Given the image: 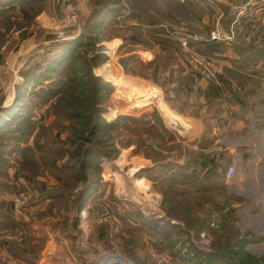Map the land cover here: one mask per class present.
Returning <instances> with one entry per match:
<instances>
[{"label":"rangeland","instance_id":"1","mask_svg":"<svg viewBox=\"0 0 264 264\" xmlns=\"http://www.w3.org/2000/svg\"><path fill=\"white\" fill-rule=\"evenodd\" d=\"M55 1L56 0H44L38 3V7L42 9L40 15H45H42L44 16V19L41 16L40 19L43 20L45 25H48L50 22L51 24L49 25L51 28L59 27L64 23V20H66L69 27L61 28L67 30V35H70L71 32H74L75 35L77 33L78 35L86 26L85 19L88 17L91 10V0H60L64 2L66 8L63 10L62 14L59 15H56L55 12L57 3ZM198 1L199 2L188 3L196 10L205 11L204 14H198V12L192 13L195 17L193 23L175 18V24H179L178 27L171 25L164 18H161L160 13L156 11L157 9L166 10L167 5L165 2L155 0L153 2L137 3L135 4V11H131L133 7H131L130 2H123L126 12L122 16L116 18L117 21L112 24L108 31H92L96 36V46L101 47L102 52L105 55L102 61H92L93 55L98 51H95V45H88L80 48L83 52L80 56L82 64L81 62H79V64L84 67L83 73H85V75H80L83 79V83L79 87L81 90L80 94H82L81 97L84 98L85 94L89 96L90 100L88 106L99 107L98 111L103 120L114 123V125L107 132L97 134L102 135V138L108 137L109 141H106L105 145H102L100 142L95 146L94 155L91 157V163L88 164L87 167V172L94 178V192L90 193L94 199L89 205L93 211L89 212L85 219L80 218V221L75 227H72L68 220L69 227L65 229V231L68 230L66 232L73 235V237L69 239L66 238L67 243L62 245H64L63 248L66 251L71 253L75 260V264H84L83 254L85 251H93L95 254L119 253L129 258L125 251V239L130 235L137 237L138 234L141 236L140 239H137V245L140 249L136 254V257L139 260L138 262H144L145 264H184L188 261L189 263L186 262L188 264H203L196 261L199 258V255H191L188 247H184L183 250H177V252L176 249L171 251V249L163 243L141 246L142 244L140 243H143L145 237L152 236L146 232L147 226H142V231L138 234L126 231L128 226H132L133 224H130L127 220L128 225L126 226L123 224L121 216L123 213L122 211H119L123 207H136L145 217L148 218L150 221L149 223L156 220L157 223L162 224V222H160L162 219H164L162 221L170 219L176 220L185 228V230H190L185 232L176 224L179 230L184 235H187V238L192 241L193 245L196 248L205 251H210L214 244L221 245L223 248V244H228L227 241L231 243L234 240L233 237L238 234L240 237L247 233H252L255 236H261V234H264V215L256 214L251 218L248 216L241 217L242 210H239L234 216H228L221 211L218 212V210L215 211L217 208L212 205H214V202L218 203L222 201L221 199L223 198L217 197L215 199L210 193L203 196H195V193H191L190 191L187 195L184 193L183 197L180 195L178 197L177 195L176 199L179 205L176 208L173 200H171V195L173 192H178L179 190L180 192L184 189L188 190V187L177 184L175 181H172L171 178H165L164 174L166 172H162L163 169L160 168L164 164H170L175 171L180 168L185 174L191 175L193 173L194 175L197 167L195 159L196 148H194V145L198 142H195L194 140H201L203 133L213 135L214 132V135H217L220 133H226L227 131H222L221 116L224 115L223 111L225 112V110L227 111V109H229V106L223 107V105H221L220 107H215L213 105H202L197 99L198 93L193 90L194 86H197L196 82L190 80L189 77L185 78V76L187 77L188 74H193L194 76H190L194 79L196 78L195 76H198L199 78H213L220 70H222L223 74L226 73L229 76L225 69L231 67L223 65L216 56L207 54V52H204L199 47L196 50L194 46H198V44L206 41H215L224 44V46L234 47L232 45V33L235 21L230 25L229 31H227L223 27L222 20L225 19L229 13H233L235 16L238 15L239 10L243 11L246 6L244 3L240 7L235 6L233 8L224 1H221L222 3L218 1L215 2V0ZM245 2H249V0ZM58 3L60 4V2ZM259 3L261 4L260 6L264 5V2ZM180 4L184 5L185 3L180 2ZM35 7L37 6L34 5L32 7H27V13L30 15ZM171 7H173V5H171ZM21 8L23 7L18 6L12 9L10 13H13L10 15L8 14V17L5 14L0 15V56L3 60L5 56L13 51V49L15 50L17 48L19 31L29 30L36 35L33 27L19 29L24 22L23 20H25L23 17H20L23 15ZM142 8H144V11L139 12L138 9ZM180 8L181 10H184L182 7ZM132 12H137L140 15L131 16ZM70 16L71 18L69 19ZM138 17H141V19H138ZM36 22L39 27L43 25L39 20ZM162 25L170 28L172 30L170 32L172 33L166 31L160 32V30H158L159 32L157 31V34H154L156 32L149 31L148 29H158ZM217 31L220 33V38L209 40L210 32L217 33ZM43 33L44 32H42L40 36L43 35ZM180 33L183 34V36L179 35ZM193 35L204 39L198 42L194 40V37H192ZM228 37L230 38L228 39ZM39 39L40 38H37L35 40ZM116 42V47L111 51L110 46ZM169 52H171V54ZM47 56L49 55L42 57V55L38 53L29 58V60L32 59L34 64L38 63L40 60L42 63H39V66L35 64V67L42 68ZM204 66H206L207 69L204 68ZM2 67L0 61V85L1 83L9 82L14 78L16 81L15 83L13 82V89L11 87L12 82L7 83L4 88L0 89V107L12 105L16 101V86L20 87L19 81L23 80L20 75L23 68L18 75L14 76V74H11L9 76L8 73L3 71ZM98 69L99 71H102L103 76L100 72L97 73ZM75 71L77 70H70L69 73L74 76ZM230 75L233 77L232 74ZM17 76L21 79L18 80ZM89 76L93 79L91 80ZM103 77H105L107 86L103 83ZM106 77H112V82L110 83L106 81ZM249 78L254 80L252 81L254 83L250 82L251 80L248 81L249 83L247 85L252 91L249 92L247 97L252 101L253 108L260 111L259 107L262 102L259 98L264 93V77L261 79L254 76ZM131 85H138L143 87V89L150 86L152 89L151 92L153 89L154 91L152 94H143ZM95 86H98L99 89L97 90ZM7 87H11V91H14L15 98L5 96V94L2 93L3 90H5L6 93ZM29 87L26 90L22 89L20 91V96H24V98L22 101H18V103L22 102L21 104L25 105V109L24 106H22V110L31 113L28 130L26 125H22L24 133L25 131L30 132L24 141L26 140V143L29 146L34 145V136L38 130L39 124H41L40 126H43V128H52L51 135L53 141L57 142L55 147H53V151L48 152L50 154L46 156L51 159L55 158L53 163H55L60 169H62V166L66 167L69 164H71V167L77 168V157H74L72 154L74 146H69L64 143H59L60 146L57 144L58 141L66 142L67 138H69L70 132H68V128H82L83 131L86 132L89 129L91 119L84 118L83 122H81V117L69 118L59 114V112L64 111L65 113L71 112L72 114H86L84 111L87 109H84L82 102H79L73 109L69 110L65 107L58 106L57 104V106H51V103L48 102L41 103V93L38 88L34 85ZM190 87L191 92L188 89ZM12 98H14V101L11 103ZM19 110L21 111V108H19ZM214 114L217 115V117L220 115V117H209ZM118 115H128L136 118H139L142 115H149V122L141 121L140 123L142 124H136L134 121L120 118ZM22 116H24V113H22L21 117ZM187 119L190 122L183 121ZM18 120L19 119H17V121ZM17 121L10 124L11 129L8 130L9 132L0 134L1 146L12 148L15 145L16 140L13 134H18V131H13L17 126ZM200 126L202 130L199 134V138L196 139V135L200 131ZM182 128H191L192 131L188 135H183V133H181V130H183ZM84 132L77 138L75 137L74 144L79 143L80 139L83 140L82 144H84L85 137L88 136V133ZM41 134L43 136L40 138L41 140H44V137L47 136L43 134V131ZM247 138L246 143L250 144V140ZM253 138L254 141H256V134L253 135ZM261 138L262 136H260V141ZM220 144L224 145L223 141H221ZM256 146L258 147V144ZM64 150L68 151L64 152ZM258 151L261 150L258 149ZM8 157V164L15 163L13 165H16L20 178L13 180L7 179L6 168L8 167V164L4 173L1 175H3L2 177L13 187V190L8 191L7 193L10 195L12 216L15 218V222L20 225L23 222V218L37 219L39 217V209L35 210V207L32 204L36 197L34 194L30 195L24 205L23 203H17V197L15 196H17L20 191H25L23 184L31 192L40 189L37 187L38 184L32 180L31 177L25 173L21 174L19 172L17 163L18 155L12 153ZM228 165V162H224L223 165H221V170L225 168L223 172L224 175ZM105 168H107V170ZM42 173V175L57 180L59 185H63L60 187L53 186V188L56 187L68 192H74L82 185L80 181H74V179H71L72 177H69L68 172L59 171V173H56L55 171H49L46 168ZM119 174L123 175L120 177V180L117 177ZM257 176H259V173H257ZM136 177H142L144 179L148 186L146 190H142L134 185L133 180ZM232 178L233 176L231 179ZM28 179H31L34 184ZM261 184L258 183L257 188H255L256 192H250V194H253L255 197L260 196ZM188 186L192 185L188 184ZM122 190L124 192H122ZM261 193L263 195V192ZM155 197L158 198H156V202L152 200V198L154 199ZM113 198L127 202L125 205L116 204L120 214L116 211L117 208H112V205L110 204V201H112ZM257 198L256 200L250 199V201L258 202L260 199ZM166 201L168 206H165ZM196 201L201 202V206L210 207V210H200L203 207L194 205ZM186 202L188 203V210H184ZM101 203L114 209L113 211L116 212L115 214L118 218L114 220L111 214L99 215L98 210L100 208L99 204ZM222 203L226 206L224 199ZM27 207L33 208V211L28 213L26 210L28 209ZM253 208L251 206L250 209L253 210ZM155 212L159 213V215H154ZM214 213H218V216L213 215ZM71 216L72 213H69L66 217L71 218ZM62 218L63 217H61V220ZM65 218H63L62 222ZM183 218L189 220L192 227L188 226ZM196 218H198V220H204L203 218H206L205 224L207 223V225L205 227L203 226V228L201 225L199 226L200 228H193L198 225ZM214 218H219L220 222L218 227L213 229L209 223ZM86 219L94 229L100 227V225L104 226L108 231L107 234L103 236L102 239H97V237L94 236L95 230L93 229L92 232V228L90 229V227H87L88 223ZM129 220L132 219L129 218ZM226 220L229 222L228 230L225 229V231H223L222 225L224 221L227 222ZM44 221L45 220L42 219L43 223ZM116 221H118V224L112 227L113 223ZM248 228L250 231L247 230ZM200 231L205 232L209 238V245L206 249H202L196 244ZM215 236L219 237V241L215 240ZM182 237L178 235L174 236V238L179 239ZM187 248L188 252L185 251ZM249 248L252 254L258 256L264 251V245L261 244L249 245ZM155 254L160 255L163 261H158ZM238 256L236 263L249 264V261L243 258V253ZM129 259L134 260L132 258ZM191 259L194 260L190 261ZM257 262H259L258 264L261 263L260 260ZM5 263L8 264L7 262ZM250 263L254 264L253 262Z\"/></svg>","mask_w":264,"mask_h":264},{"label":"trees","instance_id":"2","mask_svg":"<svg viewBox=\"0 0 264 264\" xmlns=\"http://www.w3.org/2000/svg\"><path fill=\"white\" fill-rule=\"evenodd\" d=\"M44 1V0H0V15L5 14L7 17L12 14L10 11L14 9L15 7H20L21 12H23L20 17L25 20H23V24L19 29H22L24 27H33V29L36 32V37L39 38L40 34L43 32L42 28L37 26L36 17L42 13V9L38 7V3ZM155 0H91V10L85 19L86 26L80 31V33L74 37V38H67L60 41H54L46 47L43 52L41 53L42 57L47 56V59L45 60L42 68H36L34 66L33 60L30 59L24 66V68L21 70L20 75L23 78L22 82L20 83V87L16 86V95L17 99L16 101L9 106H2L0 107V134L4 132H9L11 126L10 124H13L17 119H19L16 123L17 126L14 129L13 132H17L18 134H13L15 137V145L12 148H6L4 146L0 145V195L12 191L13 187L9 184L8 181H6L1 175L4 173L5 168L8 164V159L12 153H16L18 155V169L21 174L25 173L29 177H31L32 180H34L36 183H39V177L42 176V172L44 169L47 168L49 171H55L56 173L60 172H68L69 177L71 179H74V181H80L81 186L77 189V191L74 192H68L66 190H61L60 188L52 187L50 188L46 194L45 198L48 199L49 205H51L54 208V211L57 216V221L53 224L52 229L57 230L61 234L64 235L65 238L69 239L72 238L73 235L67 233L65 229L69 227L68 220L71 223L72 227L77 226L79 221V213L81 208L84 205V202L87 201L88 197L90 196L91 192H94L93 189V177L87 172L88 164L91 163V157L94 155V149L95 146L98 145V143L101 142L102 145H105L106 141L108 140V137L102 138V135H97L98 133L107 132L109 129H111L114 125V123L106 122L101 117V114L98 111V108L96 106L91 107L89 105V96L85 94V97L82 98L80 94L81 90L79 89L80 85L83 83L82 76L85 75L83 73L84 67L81 65V54L83 51H81L83 46H94L95 45V51L96 54L93 55L92 61L97 60L98 62H101L102 59L105 57L104 53L102 52L101 47H97L96 42V36L92 33V31H108L112 24L117 21L116 18L122 16L126 11L124 9L123 2H130L132 10L135 11V4L141 3V2H153ZM159 2H165L167 5V9H157L156 11L160 13L161 18H164L168 23L171 25L178 27L179 24H175V18L182 19L185 21L194 22L195 17L192 15L194 12H198V14H204L205 11L203 10H196L194 7H191L188 2H199L198 0H157ZM246 0H232L230 2H235L236 5H241V3H244ZM134 2V3H133ZM180 2H184L185 4L182 5ZM202 2V1H200ZM37 6L32 10V13L29 15L27 13L26 8ZM173 5V7H171ZM184 10H181V8ZM139 12L144 11V8L138 9ZM182 11V12H181ZM9 14V15H8ZM139 13L132 12L131 16H137ZM140 15V14H139ZM111 17V18H109ZM20 18V19H21ZM138 19H141V17H138ZM235 21V15L233 13H229L225 19L222 20L223 27L229 31L230 25ZM183 36V34H179ZM42 36V35H41ZM116 43L112 44L111 51L116 47ZM232 45L233 51L237 58L235 60H232V62L235 63L234 67L225 69V71L229 74V76L226 74V76L233 82V84L238 88H243V94L245 96L249 95V92L252 91L251 88L247 85L249 80H251L249 77H258L263 78L264 77V44L258 45L255 49L248 48V45L246 41L243 40L242 33L238 31L237 29L233 28L232 33ZM50 52V53H49ZM48 53V54H47ZM112 53V52H111ZM171 54V52H169ZM81 62V64H79ZM239 63V64H237ZM70 70H77L75 71L74 76L69 73ZM231 70V71H229ZM239 73H237V72ZM103 76L102 71H97ZM232 74L233 77L230 75ZM189 76H185V78H188ZM89 78L92 80L93 78L89 76ZM105 82V77H103ZM112 77H106V81L112 82ZM187 80V79H186ZM254 80H251L252 82ZM254 83V82H252ZM251 83V84H252ZM34 85L38 88L40 94V101L41 103H51L52 105H58L65 107L66 109H73L79 102H82L84 105V112L86 114H72L71 112L65 113L64 111H60L59 114L66 116V117H81V122H83L84 118H90V126L89 129L84 132L82 128H68V132H70L69 138H67L66 142L58 141L59 143L68 144L69 146H74V151L72 152L74 157H77V168L71 167V164L68 166H62V169H60L55 163H53V159L47 157L46 155L50 154L48 152L53 151V147H55L57 141H53L52 138V128H43V126H40L39 124L38 130L35 134L34 138V145L29 146L26 143L27 135L30 133L29 131L22 130V125L28 126L30 125V116L31 113L22 110V106L25 105L18 103V101H22L24 96H20V91L28 89L29 86ZM107 86V84H106ZM188 86V85H187ZM98 90L99 87L95 86ZM101 87V86H100ZM30 88V87H29ZM29 94V93H28ZM96 96V95H95ZM21 97V98H20ZM53 99V100H52ZM53 102H52V101ZM56 105V106H57ZM21 108V111L19 110ZM22 113H24V116L21 117ZM150 115V114H149ZM149 115H142L139 118L131 117L128 115H118L120 118L130 119L131 121H134L136 124H142L141 121H148ZM76 119V118H75ZM14 120V121H13ZM76 121V120H73ZM144 122V123H145ZM149 122V121H148ZM75 123V122H72ZM41 128V130H40ZM39 131V132H38ZM43 131V134L47 137H44V140H41V132ZM88 133V136L85 137V142L83 143V140L80 139L79 143L74 144L75 137L77 138L82 133ZM50 138V139H49ZM60 146V145H59ZM68 150H64L66 152ZM192 156V155H191ZM196 159V165L199 166V163L201 161V157L198 155H195ZM226 161H223V163ZM196 167V168H197ZM108 168V167H107ZM107 168H105L107 170ZM163 169L162 172H167L165 175L168 178H171L172 181H181L180 174H183L182 169H178L175 171V169H172V166L170 164H164L160 167ZM164 172V173H165ZM123 175L119 174L117 177L120 180V177ZM165 177V178H166ZM65 178V177H64ZM137 178V177H136ZM174 183V182H173ZM198 182L192 181L189 185L195 186ZM175 185V184H174ZM188 187V190L184 189L180 190L178 192H173L171 195V200L174 202V206L178 207V201L176 199V196L179 195L183 197V194L185 193H195V196L197 195H206L208 192H202L198 193L192 189L191 186H185ZM181 188V187H180ZM120 189V187H119ZM121 191V190H120ZM212 194L213 198H224V202L227 204L228 196L221 195V194ZM185 195V196H186ZM38 198L33 200V205L35 206L37 203L36 201ZM153 201H157V199H153ZM113 201V202H112ZM112 201L109 203L112 205V208L116 209V204H127V202L118 200L117 198H113ZM152 201V202H153ZM117 202V203H116ZM212 203V202H211ZM3 205V202L0 201V206ZM186 207L184 210H188L189 207L188 203L186 202ZM195 205V203H194ZM165 206H168V203L166 201ZM200 210L202 211H209L210 207H204L201 206ZM113 209V210H114ZM118 211V208L116 209ZM119 211H122L123 215V224L126 226L127 219H132L136 224H133L132 226L129 225L128 229L126 231L139 233L142 231V226H148L149 228L146 229L147 233L151 235L152 237H159L164 244L173 251V249L177 250H183L184 247H188L190 250L191 255H199V258L196 260L203 264H240L236 263V259L239 257L238 255L243 253L248 263L253 262L254 264H258L260 260V264H264V251L260 256L256 254H252L249 248V245H257L260 244L264 240V235H253L252 233H247L246 235H243L240 237V235H235L233 237V241L231 243L227 241L228 244H223V248L221 245L214 244L213 248L210 251L200 250L196 248L192 241L187 238V235H184L176 224L171 223H149V220L147 217H145L139 209L136 207L134 208H127L123 207ZM118 211V213H119ZM65 213V214H64ZM69 213H72L71 218H68L66 216L69 215ZM116 213V212H115ZM120 214V213H119ZM154 215H159V213H156ZM61 217L65 218L62 222ZM185 220V223L188 226H191V222L187 220L186 218H183ZM204 220H198L196 218V222L198 225L196 227H193L195 229L200 228L201 225L205 227L207 225L206 218H203ZM164 220V219H162ZM227 222H223V231L225 229L228 230V220ZM118 223L114 222V225L116 226ZM61 225V227H60ZM10 227V221L2 217L0 214V228H9ZM72 233V232H71ZM73 234V233H72ZM175 235L183 236L181 239L174 238ZM221 235V234H220ZM219 236V235H218ZM228 236V235H226ZM230 236V234H229ZM140 235L138 234L137 237L128 236L125 239V251L129 258H132L134 264H145L144 262H138V258L136 257L137 253L140 251L138 248V240L140 239ZM215 240L219 241V237L215 236ZM230 239V237H229ZM36 248H40L41 244L35 245ZM194 246V247H193ZM177 247V248H176ZM188 248L185 250L188 252ZM178 252V251H177ZM171 253V252H170ZM194 259H191L190 261H193ZM188 262V261H186ZM184 264H188V263Z\"/></svg>","mask_w":264,"mask_h":264},{"label":"crops","instance_id":"3","mask_svg":"<svg viewBox=\"0 0 264 264\" xmlns=\"http://www.w3.org/2000/svg\"><path fill=\"white\" fill-rule=\"evenodd\" d=\"M216 1H224L233 8L235 6L240 7L245 3L246 7L243 10L244 12L239 10L238 15L235 16L234 29L242 33L243 40L246 41L248 48L255 49L258 45L264 44V5L260 6L261 4L259 3L264 2V0H249V2L241 3V5H236L235 2H230L229 0H215V2ZM55 2H57L55 7L56 15L62 14L63 10L66 8L64 2L60 0H56ZM58 2H60V4ZM42 15L39 14L36 18V21L39 20V22L43 24L41 28L44 33L39 37V40H35L37 37L33 32L21 30L18 33L17 48L15 50L13 49L11 53L5 56L4 60L0 56V61L3 66L2 69L5 73H8L9 76L11 74H14V76L18 75L29 58L38 53L41 54L50 43L56 41L54 33H56L55 31H57V29L69 27L66 20L63 19L64 23L59 27L51 28L49 25L51 24L50 22L48 25H45L43 20L40 19L41 17L44 19L45 15ZM70 18L71 16L69 19ZM148 29L149 31L156 32L154 34H157L158 30H160V32L166 31L172 33L170 32L172 30L165 25H162L158 29ZM76 35L74 32H71L69 38H73ZM194 47L196 50L199 47L204 52H207V54L216 56L225 66L233 68L235 65L232 60H235L237 56L231 46H224V44L215 41H206ZM39 63L42 62L39 60V62L35 64L39 66ZM35 64L34 66H36ZM190 75H194L188 74L190 80L195 81L197 84V86H194L193 90L198 93L197 99L202 105H213L215 107H220L221 105H223V107L229 106V109H227V111L225 110V112L223 111L224 115L221 116L222 131H227L226 133L217 135H214V132L213 135L203 133L201 140H194L195 142L198 141L194 145V148H196L195 155L201 157L199 166L196 168L194 175L193 173H190L191 175L185 173L180 174L181 181H177L176 183L188 186L192 181H196L198 183L191 187L198 193L208 192L228 196L226 206L222 203L224 198L221 199L222 201L218 203L214 202V205H212L217 208L215 211H221L228 216H234L239 210H242L241 217L248 216L253 218V215L256 214L264 215V93L259 98L262 104L259 107L260 111H257L256 108H253L252 101L243 94V88L236 87L233 82L222 73V70L218 71L213 78H199L195 76L196 78L194 79ZM19 79L21 78L18 77V80ZM15 81L16 79L14 78L9 82L1 83L0 89L4 88L5 85L10 82H12L11 87L13 89V82L15 83ZM21 81L22 80H20L19 83H21ZM11 87H7L6 93L5 90H3L2 93H4L5 96L15 98V93L11 91ZM188 89L191 92V87ZM14 98H12L11 103L14 101ZM220 115L218 117H220ZM209 117L218 118L215 114ZM183 121L190 122L188 119ZM201 130L200 126V131L197 133L196 139L199 138ZM191 131V128H185L181 130V133H183V135H188ZM254 134H256V141H254L253 138ZM260 136H262L261 141ZM246 138L250 140V144L246 143ZM221 141H223L224 145L220 144ZM257 144L258 147L260 145L259 148L256 146ZM258 149L261 151H258ZM223 161L228 162L229 165L227 167L232 166L234 168L233 178L229 182L225 181L223 174L225 168L221 170ZM13 164L15 163L13 162ZM13 164H8L6 168V177L9 180L20 178L16 165ZM257 173H259V176H257ZM165 174L164 177H166ZM31 182L34 184L32 180ZM133 182L134 185L142 190L148 188L142 177L135 178ZM258 183H263L260 187V191L263 192V195L260 192V196H257L259 198L250 194V192H256L255 188H257ZM37 184V187L43 192V195L38 198L36 201L37 204L34 206L35 210L39 209V217L35 220L32 218H23V222L20 225L15 222V218L12 216L9 193L5 192L0 195V201L3 202V205L0 206V214L10 221L9 228H0V264H6L5 262L8 264H75V260L71 253L63 248L64 245L62 244L67 243L66 238L60 235L61 233L57 230L52 229L53 224L58 218L54 208L49 205L48 199L45 198L46 192L51 187H60L63 185H59L57 180H53L45 175L39 177V183ZM122 192L124 191L122 190ZM156 198L157 197L154 199ZM256 198L260 200L258 202L250 201V199L256 200ZM93 199L94 197L90 195L87 201L84 202L83 209L81 208L79 213V221L80 218L85 219L88 213L93 211L89 206ZM99 205V215L111 214L114 220L118 218L112 208L102 203ZM195 205L201 207V202L196 201ZM251 206L252 208L254 207L253 210L250 209ZM42 219L45 220L44 223ZM127 221H129L130 224H136L132 220L127 219ZM160 222L177 224L185 232L189 230H185V228L174 219L166 221L161 220ZM116 223H118V221H116ZM151 223L154 224L157 222L154 220V222ZM89 225L88 223L87 227H90V229L92 228L93 232L94 228ZM146 228L148 229L149 227L147 226ZM94 230V236L97 237V239H102L108 232L102 225L98 228L96 227ZM247 230L250 231L249 228ZM156 243L164 244L159 237L153 238L150 236L145 237L143 243L140 244H142L141 246H146L156 245ZM37 244H41V247L36 248L35 245ZM260 244L264 245V240Z\"/></svg>","mask_w":264,"mask_h":264},{"label":"built area","instance_id":"4","mask_svg":"<svg viewBox=\"0 0 264 264\" xmlns=\"http://www.w3.org/2000/svg\"><path fill=\"white\" fill-rule=\"evenodd\" d=\"M69 35H67V30L64 28H59L55 34L56 37V41H60V40H64L69 38ZM223 36V35H222ZM192 37H194V40L200 42L202 41L204 38H201L199 36L193 35ZM225 37V35H224ZM220 38V33L217 31V33L215 32H210V38L209 40H214V39H219ZM230 37H228L229 39ZM204 68L207 69L206 66H204ZM234 173V168L232 166H229L226 169L225 172V181L229 182L231 180V177L233 176ZM28 186V185H27ZM23 187L25 188V191H20L19 194L15 197L16 198V202L19 204L23 205L26 203V201L28 200V198L30 197V195L34 194L37 198H40V196L43 195L42 190H37L35 192H31L30 190H28V188L23 184ZM22 205V206H23ZM28 209H26L28 211V213H30V211H33V208L31 207H27ZM213 215L218 216V213H214ZM220 215V214H219ZM220 220L219 218H214L210 221V226H212L211 228H217L218 224H219ZM196 244H198L202 249H206L207 246L209 245V238L207 237L206 233L203 231H200L197 237V241ZM155 257L157 258L158 261H163L162 257L160 255H156ZM83 258L84 264H134V262L127 258L126 256L119 254V253H105V254H95L93 251H85L83 254Z\"/></svg>","mask_w":264,"mask_h":264},{"label":"bare ground","instance_id":"5","mask_svg":"<svg viewBox=\"0 0 264 264\" xmlns=\"http://www.w3.org/2000/svg\"><path fill=\"white\" fill-rule=\"evenodd\" d=\"M121 84H123V83H121ZM142 84V83H141ZM131 86H133V88H137L139 91H141L143 94H152L153 93V91H154V89H153V91L151 92V87L150 86H148L147 88H145V89H143V87H141V86H138V85H131ZM132 88V89H133ZM135 90V89H134ZM130 91V90H129ZM144 99V98H143ZM149 100V99H148Z\"/></svg>","mask_w":264,"mask_h":264}]
</instances>
